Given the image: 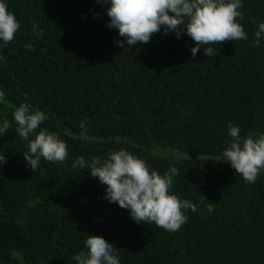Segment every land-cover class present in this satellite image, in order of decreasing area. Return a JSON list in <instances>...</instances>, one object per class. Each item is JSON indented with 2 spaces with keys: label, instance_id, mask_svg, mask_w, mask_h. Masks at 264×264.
<instances>
[{
  "label": "trees",
  "instance_id": "16d2710c",
  "mask_svg": "<svg viewBox=\"0 0 264 264\" xmlns=\"http://www.w3.org/2000/svg\"><path fill=\"white\" fill-rule=\"evenodd\" d=\"M6 3L20 27L0 46V121L9 120L0 136V264H75L87 235L114 244L121 264H264V169L248 183L217 160L229 122L241 136L264 133V39L254 43L264 0H242L246 40L204 45L214 54L194 58L185 34L155 33L122 50L107 5L95 0ZM22 102L49 114L36 132L66 142L63 162L42 158L32 170L24 161L28 141L12 116ZM81 121L87 139L77 135ZM120 148L161 174L177 169L171 190L197 208L178 230L135 223L103 199L106 186L88 168L72 166Z\"/></svg>",
  "mask_w": 264,
  "mask_h": 264
},
{
  "label": "clouds",
  "instance_id": "9594fccd",
  "mask_svg": "<svg viewBox=\"0 0 264 264\" xmlns=\"http://www.w3.org/2000/svg\"><path fill=\"white\" fill-rule=\"evenodd\" d=\"M97 4L107 5V27L115 29L118 36L114 43L122 50L149 42L152 35L162 32L174 34L180 39L182 34L191 38L194 46L190 47L191 57L203 49L205 56L214 54V48L203 47L224 41L247 39L244 27L239 23L242 13L239 10L242 0H95ZM20 24L15 14L8 10L6 0H0V46L12 41ZM33 27L38 25L33 22ZM42 34V30L37 33ZM254 43L259 45L264 39V21L258 23L254 32ZM6 60L0 47V63ZM0 102L5 101V92L0 88ZM17 125L18 135L27 140V151L24 161L34 170L43 158L50 162H63L68 156L66 142L57 133L46 128L36 129L48 119L49 114L33 108L27 102L14 106L12 113ZM81 139H87L85 122H80ZM9 128V120L0 121V136ZM67 135H73L65 129ZM228 135L231 140L223 149L219 159H223L248 183L257 179L258 173L264 169V133L248 132L240 135L237 125L228 123ZM30 137H34L29 139ZM187 158L188 155L186 154ZM7 158L0 154V166ZM73 167L88 168V174L99 184L105 185L103 199L108 203H116L120 208L128 210L129 217L137 224L154 223L168 231L178 230L188 219L187 210L195 212L196 205L190 200L182 199L171 189L177 174L175 167L163 174L142 158L125 148L110 151L106 158L93 156L86 160L79 156ZM212 203H210L211 205ZM209 207V211H211ZM114 244L97 235H87L84 248L75 253L72 259L75 264H121Z\"/></svg>",
  "mask_w": 264,
  "mask_h": 264
},
{
  "label": "rangeland",
  "instance_id": "374dc122",
  "mask_svg": "<svg viewBox=\"0 0 264 264\" xmlns=\"http://www.w3.org/2000/svg\"><path fill=\"white\" fill-rule=\"evenodd\" d=\"M153 152H154V153H157V154H163V155L167 154V153H165L164 151H159V150H157V149H153Z\"/></svg>",
  "mask_w": 264,
  "mask_h": 264
}]
</instances>
